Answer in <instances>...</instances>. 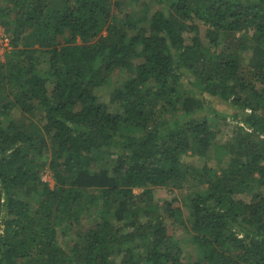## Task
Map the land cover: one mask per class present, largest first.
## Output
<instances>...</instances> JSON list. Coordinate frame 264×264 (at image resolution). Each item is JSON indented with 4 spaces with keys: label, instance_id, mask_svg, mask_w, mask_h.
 Masks as SVG:
<instances>
[{
    "label": "trees",
    "instance_id": "obj_1",
    "mask_svg": "<svg viewBox=\"0 0 264 264\" xmlns=\"http://www.w3.org/2000/svg\"><path fill=\"white\" fill-rule=\"evenodd\" d=\"M156 1L120 17L126 0H0V264H264V0ZM118 68L132 75L112 110L96 90ZM209 115L232 139L215 142ZM189 178L185 219L153 188Z\"/></svg>",
    "mask_w": 264,
    "mask_h": 264
},
{
    "label": "rangeland",
    "instance_id": "obj_2",
    "mask_svg": "<svg viewBox=\"0 0 264 264\" xmlns=\"http://www.w3.org/2000/svg\"><path fill=\"white\" fill-rule=\"evenodd\" d=\"M167 2V0H166ZM144 3L150 5V11L149 13L155 11L158 8H162L164 5V2H157L156 0H126V3L124 4L122 11H118L117 15L122 16L125 12H135L140 13L141 10L144 9ZM0 32H4L3 28L0 27ZM242 33H240L241 35ZM246 33H244L245 35ZM200 35L203 37V39H206L205 37V26L203 24H200ZM251 35L250 33L248 34ZM250 44H253L252 39L248 42ZM252 46V45H251ZM4 51L0 49V61H4L5 54ZM253 48H249L245 50L241 56V63L244 68H250L249 62L253 60ZM140 60H135L136 62H139ZM132 75L131 71H124L123 69L118 68L115 73L110 77V81H108L104 86L97 89L98 96L104 101L105 103H108L112 110L117 109V104L110 102V96L111 92L114 88L121 86L130 76ZM206 101L209 102V105L212 109H218L219 111L223 112L225 107H228L225 103H223L221 100L217 98H211L207 97ZM16 116H21L19 111L15 112ZM204 115V114H203ZM208 121L211 123V126L215 132H217L215 142H218V145H223L226 143L229 139H232L234 133H232L233 124L224 122L220 118L214 117L213 115L208 116ZM208 160L206 161L209 166L212 168H218L220 166H224L225 164L223 161L218 160L217 158V151L214 150V148H211L208 154ZM184 160L186 162H190L191 164H194L195 166L201 167L203 166V159L199 158L198 156L191 155L190 153L187 156H184ZM42 177L45 181H49L52 185L54 184L52 172L51 170L46 167L42 172ZM191 179L186 182L187 184L183 186L182 188H175L171 185L166 186H156L153 188V195L156 201L163 204L166 201H172L174 199H177V201H174L173 206H177L181 203L183 212L185 215V219L188 217V209L185 207V200H187L191 195L194 194V192L197 191L195 187V182L190 181ZM136 193H140L141 189H135ZM27 198V197H26ZM29 199V197H28ZM32 200L33 207L37 204V200L35 198H30ZM248 199V198H247ZM168 224V230L171 235H173L180 245L183 248V257L186 261L192 262L193 258L195 257L197 253V245H195L191 240V235L186 231L184 226L179 223H172L170 219H167ZM88 226L87 222H81L78 226H76L77 229L71 230L67 234L66 237L61 236L59 238L60 244L65 247L66 249L69 247L70 243L75 239V234L79 231H83L81 229H85ZM68 227V225H67Z\"/></svg>",
    "mask_w": 264,
    "mask_h": 264
},
{
    "label": "built area",
    "instance_id": "obj_3",
    "mask_svg": "<svg viewBox=\"0 0 264 264\" xmlns=\"http://www.w3.org/2000/svg\"><path fill=\"white\" fill-rule=\"evenodd\" d=\"M9 42H10L9 35L2 32L0 34V49H2L4 51L3 52L4 54L6 53V51L9 48Z\"/></svg>",
    "mask_w": 264,
    "mask_h": 264
}]
</instances>
